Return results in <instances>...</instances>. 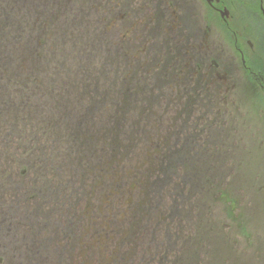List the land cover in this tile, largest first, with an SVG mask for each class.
<instances>
[{
	"label": "flooded vegetation",
	"instance_id": "obj_1",
	"mask_svg": "<svg viewBox=\"0 0 264 264\" xmlns=\"http://www.w3.org/2000/svg\"><path fill=\"white\" fill-rule=\"evenodd\" d=\"M0 25H9L0 32L8 41L0 49V264H67L96 257L95 231L106 234L97 192L110 187L112 151H120L118 161L127 164L137 162L145 149L138 143L101 142L121 131L113 126L118 120L111 110L112 105L113 112L121 110L129 99L123 83L147 90L131 95L138 100L136 125L151 115L142 102L156 103V113L164 101L173 107L170 118L189 117L200 147L206 146L203 131L219 119L223 128L216 132L229 134L233 128L232 144L248 145L237 129L244 125L238 122L241 114L229 110L231 102L246 98L264 102V0H0ZM66 37L72 39L70 47ZM101 41L104 76L116 82L96 93L100 78L92 62L79 61V47L96 54ZM165 84L168 90H160ZM101 96L106 104L98 112L94 99ZM132 124L122 131L133 133V141L138 127ZM183 142L170 145L167 164L173 177L181 165L180 181L199 182L206 199L207 181L218 177V160L205 165L202 149ZM210 142L215 144L213 137ZM81 156L94 160L85 173H80ZM209 164L217 166L212 174ZM95 180H102V190ZM152 221L150 215L141 222L145 228ZM84 238L87 254L80 253ZM142 243L155 246L151 239ZM152 250L146 247L145 255L143 250L139 264L154 260Z\"/></svg>",
	"mask_w": 264,
	"mask_h": 264
},
{
	"label": "rangeland",
	"instance_id": "obj_2",
	"mask_svg": "<svg viewBox=\"0 0 264 264\" xmlns=\"http://www.w3.org/2000/svg\"><path fill=\"white\" fill-rule=\"evenodd\" d=\"M8 26L0 25V32H7ZM7 43V39H0V49H3ZM64 44L70 47L72 39L64 38ZM81 46L83 47H79V61L93 63L91 66L95 69V76L99 77L101 82L95 86L96 93L98 91L103 93L108 82L110 85L116 82L108 81L109 78L104 76L103 42L101 41L96 54H92L90 47ZM110 73L112 74V71ZM152 74L150 73L151 79ZM112 79H116V74ZM145 84L151 87L152 83ZM122 88L125 89L124 93L129 99L123 102L121 110L115 109L113 112L114 105L111 110V114L121 123L117 121L113 126L119 127L121 131L117 138L114 134H108L106 138L101 139V142L108 141L113 147L116 144L138 143L140 146L145 145V149L141 148L142 155L137 162L128 161L127 164L132 163L133 166H128L123 161L119 162L120 151L117 154L112 151L110 187L108 191L97 190L99 192L96 199L102 208L103 215L100 222L101 227L106 229V234L98 235V231H95V242L98 247L93 260L84 257L69 261L67 264H139L140 255L143 250L145 255L146 247L153 249L149 252V256L155 257L150 264H175V262L181 264L191 259L194 245L198 241V248L202 243L206 244L201 254L204 253L205 256L207 254L210 261H216L218 264H264V102L262 99L250 101L246 98L243 101L230 103L232 110L229 111L231 113L233 111L234 115L239 112L242 119L238 122H244L247 128L243 123L239 124L238 128L236 126L248 143L246 148L239 149L232 144V138L235 137L233 128L228 132L229 134L216 132L223 128V125L220 126V119L211 126L212 130L203 131L206 146L200 147L201 136L198 134L199 131L194 129L195 126H192L191 120H188L189 117L185 121L183 114L181 118H170L173 107L164 101H160V105L157 103L156 113H152L156 103L142 102L141 105L147 108V113L151 115L148 118H140L136 125L133 120L136 118L135 105L138 104V100L132 99L131 95L141 96L147 90H141L130 83H123ZM119 89L120 87H117L116 90ZM160 90H168V85L161 86ZM94 101L93 107L98 112H102L106 104L103 103L102 96L96 97ZM85 104H88V100L84 98L80 105L84 107ZM121 115L123 116L120 117ZM93 119L91 118V121ZM229 121L232 122L233 127L234 124H238L235 118ZM172 122L175 125L171 127ZM129 123H133V127H138L133 141L131 140L133 133L122 131L126 124L128 128L130 127ZM247 134L252 136L249 138ZM186 137L188 139L183 142ZM212 137L215 144L210 142ZM182 142L189 143L194 149H202V154L207 159L205 165L212 163L214 159L218 160V168L211 164L207 166L210 172L208 174L214 173L217 168L218 177H210L207 174L210 180L206 183L208 197L207 209L203 213L202 240L196 238L200 228L193 226V223L198 222L192 207L193 202L198 201L197 195L188 194L189 184L180 181V175L183 174L181 165L176 164L177 176L173 177L174 174L171 173L173 166L167 164L170 145L176 143L179 147ZM222 142L229 143L222 147L220 145ZM156 143L159 147L154 146ZM83 158L85 157L80 158V173L89 171L90 168L86 164H94V160ZM239 158L241 159L238 162ZM102 161H105V158L98 160L99 164ZM124 166L127 168L123 169ZM94 183L101 190L103 189L102 180H95ZM172 186L175 187L174 192ZM217 191H221L223 197L217 194ZM229 193L232 197H236L231 204L233 208L229 205ZM82 205L85 208V199ZM150 205L153 206L151 213L147 211ZM170 212L174 213L172 218L169 217ZM150 215L153 216V221L144 228L141 221L146 223ZM192 227L198 230L194 231ZM83 228L88 229V226ZM80 233L84 232L80 231ZM150 239L154 241L155 246H146L142 243V240L147 243ZM86 242V238L79 242L83 243L81 254H87ZM107 244L109 250L106 249ZM199 254L198 252V256Z\"/></svg>",
	"mask_w": 264,
	"mask_h": 264
},
{
	"label": "trees",
	"instance_id": "obj_3",
	"mask_svg": "<svg viewBox=\"0 0 264 264\" xmlns=\"http://www.w3.org/2000/svg\"><path fill=\"white\" fill-rule=\"evenodd\" d=\"M117 137L118 136H116V138ZM200 189H201V184L199 182L192 183V186H190V184L188 185V192H189L188 194H190V195L196 194L197 195L196 196L197 197L196 200H198L197 202H193V206H192L193 209H194V214L198 218V222L196 224L193 223V226L194 227H198L200 229L198 230V229H194L193 227L192 228L194 229V231L198 230L200 232V235H199V232L197 233L196 238H199L200 240H202L201 234L203 232V229H202V225H203V205H204V202L206 201V199L202 197V195H201L202 192H201ZM193 192H195V193H193ZM217 192H219V191H217ZM230 192H231V190H230ZM220 196L223 197V194L221 193V191H220ZM228 197H230V199L228 200L229 203H230L229 205H230V207L233 208L234 206H231V204H232L233 200H236V197L235 196L232 197L230 195V193H229ZM207 226L210 227L209 225H207ZM195 241H197V240L195 239ZM203 244H205V243H202V246H200L198 248V245H199V241H198L194 245V247H195L194 252H193L194 254H193V256H191V259H189V261H184L181 264H216V263L218 264V262H216V261H214V262L210 261L209 257L207 256V254H206V256H205L204 253L201 254V252L206 247V244L205 245H203ZM198 252L200 253L199 256H198ZM205 258H206V260H205ZM176 260H178V258ZM175 264H176V262H175Z\"/></svg>",
	"mask_w": 264,
	"mask_h": 264
}]
</instances>
